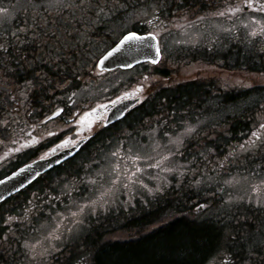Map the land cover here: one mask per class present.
Masks as SVG:
<instances>
[{
  "label": "rangeland",
  "instance_id": "374dc122",
  "mask_svg": "<svg viewBox=\"0 0 264 264\" xmlns=\"http://www.w3.org/2000/svg\"><path fill=\"white\" fill-rule=\"evenodd\" d=\"M99 3L102 5L101 0H0V8L8 10L7 20L0 22V33L5 34L15 21L16 24L21 23L18 9L35 5L46 9L45 13L38 15L40 24H43L41 27H49L50 34L60 40L66 38L69 33L75 39L80 37L81 33H88L95 28L98 22H102L99 21L101 17H108L100 13L80 12L81 6L93 7ZM108 4L111 6L117 3L115 0H108ZM0 16H3V13H0ZM136 18L138 17L135 15L112 18L108 22L113 25L103 26L104 31L117 39L119 33L128 28V23L134 22ZM28 24L30 25L26 20L25 27L31 29ZM261 26H264V16L251 11L231 22L215 20L201 28L174 33L163 45L162 52L170 53L169 50L172 51L178 46L188 47L197 39L207 36L210 30L220 36L241 29L246 35L248 45H251L257 40L264 41V33L260 32ZM253 29L258 33L255 36L250 35ZM38 30L40 33V29ZM94 45L95 50L99 52L108 47L105 40L95 42ZM203 69L205 68L200 66V71ZM223 72L217 76L224 85L237 86L245 83V80L254 85L264 81V73L227 70ZM130 75H116L101 81H89L82 87L77 86V89H72L73 99H84L86 102L104 99ZM231 111L218 110L215 114L198 119L189 116L181 122L171 124L167 119L165 123L130 121L127 129L122 127L124 130L116 132V137L88 147L70 164L49 173L45 179L49 184L48 189L40 192V188L34 186L33 189L20 194L21 198L9 200L4 214L13 216L7 225L13 223L15 218L20 222L26 215V222L20 226L21 231L17 233L21 236L17 253H22L20 258L18 256L21 264H60L53 260L57 253L64 246L78 241L82 235L90 232L92 224L107 223L104 219L106 217L120 219L121 216L141 214L148 210L150 202L157 201L160 196L168 198L171 188L182 191L187 187L194 191V194L204 196L200 203L191 204L189 210L187 207L178 208L190 220L220 218L224 212H245L247 209H260L264 213V162L261 164V152L248 156L251 145L245 146L244 149L239 147L237 152H233L231 145L227 151L231 154L226 152L227 155L224 156L218 155L214 144L207 145L197 140L187 144L209 121L219 120ZM188 128L192 131L186 132ZM263 130L261 129L262 132ZM114 152L118 154L113 156ZM132 156L140 158L132 160ZM156 164L158 166H152ZM113 166L119 171L118 179L112 170ZM137 168L140 169L139 172L136 171ZM8 170L4 160L0 165V177ZM113 180L116 181L115 184ZM254 186L259 189L258 192H253ZM39 195L51 197L44 201L39 200ZM201 205L203 207H200ZM81 208L83 211H80ZM74 212L77 213L76 216L72 215ZM169 219L170 217L158 220L141 228L115 230L103 240L113 242L137 238L150 233ZM231 235V232L226 230V241ZM227 258L230 257L224 242L205 264H227ZM80 262L90 264L89 255L80 257L77 263Z\"/></svg>",
  "mask_w": 264,
  "mask_h": 264
},
{
  "label": "flooded vegetation",
  "instance_id": "af4514ba",
  "mask_svg": "<svg viewBox=\"0 0 264 264\" xmlns=\"http://www.w3.org/2000/svg\"><path fill=\"white\" fill-rule=\"evenodd\" d=\"M101 2L102 5L99 3L93 7H80L82 13L91 12L108 15L107 18L101 17L100 19L105 21L98 22L94 29L113 25L112 22H108L112 18L135 15L138 18L134 22L128 23V28L119 33L116 41L129 31H134L145 37L151 32L158 41L161 60L157 64H151L147 61L129 69L104 72L96 70V61L116 42L105 50L101 49L100 52L95 50V42L100 43L105 40L106 36H109L104 28L101 31L94 32L92 29L90 33L83 32L80 37L75 39L67 37L62 39L61 41L65 42L63 44L70 48H65V51L60 52L59 55L49 57V61H45L44 64V67L51 69L49 77L53 78L49 87L51 105L48 106L50 109L40 118L37 116L30 120L20 118L15 124L9 120L7 123H12V125H3L1 129L4 133L0 135V165L3 164L4 160L6 166L13 165L26 155L31 160L53 151L67 149L84 140L74 158L58 166V169H62L88 147L116 137L117 131L124 130L122 127L127 129L131 118L138 110H148V106L155 105L151 100L157 91L156 88L160 86L172 89L173 86L177 85L183 88L185 84L197 81L204 85V91L211 93L210 89H212L214 95L212 106L202 102H188L179 105L163 100L162 108L196 110L216 107L215 100L218 93L216 84L224 83L217 75H222L224 70L231 71L219 66L215 61L216 57H247L246 50L250 44L248 45L243 31L240 29V31L231 32L228 35L217 36L213 30H210L207 36L197 39L194 44L188 47L178 46L172 51L169 50L170 53L162 52L163 45L176 32L201 28L215 20L231 22L235 18L247 15L250 11L261 13L264 16V11L260 10V6L264 5V0H253L252 8L247 6V0H115L117 4L111 6L108 4V0H101ZM237 7L239 8L238 11H230L231 8ZM17 12L20 14L19 22L21 23L13 22L11 29H7L5 34H0V38L6 44L3 57L8 75H10V78L6 80L12 84V78L35 76L34 83L38 85L41 71L46 73L38 62L40 57H25L21 47L25 43H30L32 38L25 29V20L28 18L33 21L36 27L32 33V43L39 42L40 16L38 15L45 13L46 9L41 6L26 5L18 9ZM221 12L223 15H217ZM111 14L118 16L112 17ZM144 17L146 18L144 19ZM148 20H152L151 25L147 23ZM15 40L21 49L17 53L11 51L9 46L10 41ZM69 42H73L72 45L74 46ZM258 43L264 45L263 40H258ZM200 66L205 69L200 71ZM127 73L131 75L124 83L120 82V85L114 91H110L111 94L109 93L104 99L92 102H86L84 99L81 101L73 99L74 91L72 89H77V86L82 87L89 81H101ZM207 83L212 84L209 86L210 89L207 88ZM234 87L237 88V93H246V95L232 104L222 103V105L233 108L246 107L249 104L247 97L249 83L245 80V83ZM4 89L9 93L7 108L24 110L26 103L23 98L16 97L20 101V105L13 100L11 91L15 87L6 85ZM18 93L23 92L19 89ZM37 97L39 98L38 101L36 103L28 101L27 107L37 108L39 105L47 104L46 100L41 101L40 96ZM122 101H130L132 103L130 108L125 111L120 120L105 125L107 114L115 104ZM15 103L20 107H14ZM259 107H264V103H261ZM58 110L59 114L55 118H48ZM163 119L164 123L167 122L165 118ZM133 121L135 120L133 119ZM191 204L184 205V207L189 210ZM83 256L85 255L75 253L74 264H78L79 258Z\"/></svg>",
  "mask_w": 264,
  "mask_h": 264
},
{
  "label": "trees",
  "instance_id": "16d2710c",
  "mask_svg": "<svg viewBox=\"0 0 264 264\" xmlns=\"http://www.w3.org/2000/svg\"><path fill=\"white\" fill-rule=\"evenodd\" d=\"M26 20L32 27L28 24L31 29H25L33 38L32 33L35 25L30 18ZM99 21L104 22L105 20L100 19ZM41 26L43 24L39 26V42L32 43L31 38L30 43H25L21 47L25 57H40L38 62H40L46 73L41 71L38 85L34 83L35 76L12 78V84L7 82L6 79L10 78V75H8L3 57L6 44L0 38V133H4L1 128L9 120L15 124L20 118L25 120H30L36 116L40 118L50 109L48 106L51 105L49 87L53 78L49 77L51 69L44 67V64L45 61H49V57L59 55L60 52L65 51V48L70 47L65 46L63 44L65 42L51 35L49 27L43 28ZM101 30L100 28H93L94 32ZM67 38H72V35L68 34ZM15 42L16 40L10 41L9 46L11 51L17 53L21 49ZM105 42L110 46L114 43V38L106 36ZM69 44L72 45L73 42H69ZM246 51L247 57H216L215 61L219 66L231 71L242 72L245 70L247 73H264V45L262 46L257 40L249 45ZM6 85L15 87L11 94L18 105H20V101L17 98L24 99L26 103L24 110L7 108L8 94L4 89ZM211 85L207 83V88L210 89L209 86ZM203 86L202 83L197 81L185 84L183 88L177 85L173 86L172 89L160 86L156 88L157 91L151 100L155 105L148 106V110H138L132 118L135 122L148 120L160 123H164L163 118H165L171 124L181 122L190 115L192 118L198 119L199 116L201 118L215 114L218 110H232L219 120L209 121L207 125L197 131V136H193L187 144H191L196 140L205 142L207 145L214 144L218 155L225 156L228 153L229 146L232 145L233 152H237L241 145H251L248 141L252 139L255 144L251 145L252 148L247 152V155L253 156L255 153L261 152V164H263L264 130L262 132L258 128L261 123H264V107H259L261 103H264V81L254 85L249 83L247 91L249 104L243 108L222 105V103L232 104L246 95V93H237V88L233 85L222 83L216 84L218 90L215 100L216 107L196 110L162 108L161 103L163 100L179 105L188 102H202L212 106L214 101L212 89H210L211 93H208L204 91ZM19 89L23 93H18ZM37 96H40L41 101L46 100L47 104L44 106L39 105L37 108L27 107L28 101H34V103L38 101ZM14 105L17 108L20 107L16 103ZM132 118L131 121H133ZM10 125L12 123L6 124V126ZM253 131L261 133L259 140L251 136ZM228 154H231V152ZM48 185L44 178L39 179L32 184L29 190L37 186L41 192L48 189ZM170 190L168 198L163 196L157 201L150 202L148 210L141 214L129 217L121 216L120 219L113 216L106 217L104 219L108 221L107 223L92 224L90 232L60 251L53 260L60 264H74L75 253H77L89 255L90 264H205L218 252L221 244L226 242L227 253L230 257L227 258V264H264V230H262L264 227V213L262 210L247 209L245 212H224L220 215V218L190 220L178 208L190 203L198 204L204 196L194 194V191L187 187L183 188L182 191H177L175 188ZM17 197L21 198L20 195H16L9 200L11 201ZM9 200L0 204V264H21L19 258L22 253L17 254L21 236L17 233L21 231L20 226L26 222V215L23 220L20 219V222L17 221L18 218H15L16 221L13 219V223L7 225L10 222L9 219L13 216L7 213L4 214L6 212L4 208H6ZM169 217L170 219L165 224L137 238L113 242L103 240L106 235L115 230L141 228ZM226 230H229L232 234L228 241H226Z\"/></svg>",
  "mask_w": 264,
  "mask_h": 264
},
{
  "label": "water",
  "instance_id": "95a60500",
  "mask_svg": "<svg viewBox=\"0 0 264 264\" xmlns=\"http://www.w3.org/2000/svg\"><path fill=\"white\" fill-rule=\"evenodd\" d=\"M122 38L123 36L97 60L96 68L98 70L110 71L116 68L129 69L137 64L147 61L151 64H157L160 60V49L156 38L155 40H152L147 36L143 41L126 42L125 44L120 45V40ZM118 45L119 48L117 47ZM151 45H154V47ZM157 48L159 49V56H157L156 53ZM153 60L156 62L153 63ZM131 104L130 101H122L115 104L107 114L104 124H111L121 119L124 116L125 111L130 108ZM56 115H51L50 118H53ZM81 143L82 141L76 143V145L71 148L53 151L48 156L27 162L6 176L0 178V203L25 189L40 174L51 170L55 166L74 156Z\"/></svg>",
  "mask_w": 264,
  "mask_h": 264
},
{
  "label": "snow or ice",
  "instance_id": "6c2138e0",
  "mask_svg": "<svg viewBox=\"0 0 264 264\" xmlns=\"http://www.w3.org/2000/svg\"><path fill=\"white\" fill-rule=\"evenodd\" d=\"M247 6L249 7V8H252L253 7V0H247ZM239 10V8L237 7V8H231L230 9V11H232V12H236V11H238ZM260 10L261 11H264V5H261L260 6ZM0 13H3V16H0V22H4V21H6L7 20V18H8V10L7 9H2V8H0ZM217 15H223V13L221 12V13H217ZM155 18V17H154ZM147 23L149 24V25H151L152 24V20H148L147 21ZM257 23H259L258 21H257ZM260 32L261 33H264V26H261V28H260ZM258 33H257V31H256V29H253L252 30V32L250 33V35H253V36H255V35H257ZM148 36L152 39V40H155V35L153 34V33H148ZM145 39V37H143V36H140V35H138L136 32H134V31H129L126 35H123V38L120 40V45H123V44H125L126 42H132V41H143ZM151 46H153L154 47V45H151ZM118 48H119V45L117 46ZM156 53H157V56H159V49L157 48L156 49ZM153 63H155L156 61L155 60H153L152 61ZM136 91H139V89H136ZM59 111V110H58ZM57 113H53V115H56ZM259 127H260V129H264V123H261L260 125H259ZM192 131V129L191 128H188V129H186V132H191ZM251 136L253 137V138H256L257 140H259L260 138H261V133H259L258 131H253L252 133H251ZM248 143L249 144H251V145H254L255 144V141L254 140H252V139H250L249 141H248ZM242 149H244L245 148V146L244 145H241L240 146ZM245 150H247V149H245ZM118 153L117 152H114V153H112V155L113 156H116ZM140 157L139 156H132V157H130V159H132V160H137V159H139ZM163 159V158H162ZM153 167H156V166H158V164H156V165H152ZM113 172H115L116 173V176H117V179L119 178V171L117 170V168L115 167V166H113ZM125 171H127V170H125ZM136 171L137 172H139L140 171V169L139 168H137L136 169ZM129 179H131L130 177H129ZM116 183V181L115 180H113V184H115ZM253 192H258L259 191V189L257 188V187H253ZM200 207H203V205H201ZM80 211H83V208H81L80 209ZM72 215L73 216H76L77 215V213H72ZM73 223H77V221H73ZM57 228H59V225H57Z\"/></svg>",
  "mask_w": 264,
  "mask_h": 264
}]
</instances>
